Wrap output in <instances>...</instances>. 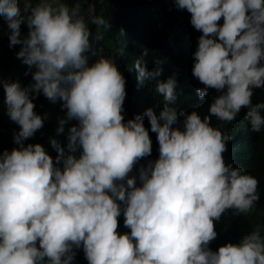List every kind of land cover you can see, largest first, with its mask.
Instances as JSON below:
<instances>
[{
    "label": "clouds",
    "instance_id": "clouds-1",
    "mask_svg": "<svg viewBox=\"0 0 264 264\" xmlns=\"http://www.w3.org/2000/svg\"><path fill=\"white\" fill-rule=\"evenodd\" d=\"M174 2L202 32L192 69L205 85L197 89L199 97L209 88L226 89L211 104L210 115L231 122L247 108L252 130L259 132L264 103L253 106L251 97L253 88L264 87V0ZM0 15V23L9 22L10 46L23 45L18 58L36 69L27 87L3 82L7 114L20 131L19 147L0 153V264H70L81 246L88 264H264L259 228L238 245L228 243L216 252L208 247L217 237L214 220L226 210L247 215L255 209L258 180L225 164L222 153L231 137L211 127L209 116L201 119L193 111L183 129L173 127L174 78L156 85L166 102L159 116L151 108L146 112L159 158L140 168L137 187L129 174L151 154L149 132L140 115L123 122L126 80L113 57L101 56L89 66L88 54H96L93 45L101 37L97 31L93 38L80 4L0 0ZM24 22L29 32L22 39ZM91 23L99 29L106 20L92 15ZM134 67L140 84L161 71L150 72L140 61ZM41 92L67 110L54 123L58 133L68 121H78L69 129L68 148L71 153L82 148L79 158L65 156L56 139L51 140L55 162L42 145L24 146L48 119L34 112L30 98ZM1 95L2 88L0 101ZM61 162L63 169L56 166ZM121 213L130 229L122 235Z\"/></svg>",
    "mask_w": 264,
    "mask_h": 264
},
{
    "label": "trees",
    "instance_id": "trees-1",
    "mask_svg": "<svg viewBox=\"0 0 264 264\" xmlns=\"http://www.w3.org/2000/svg\"><path fill=\"white\" fill-rule=\"evenodd\" d=\"M65 3L69 8L77 3L80 4L81 14L88 23L94 39L99 31L101 38L93 45L97 52L95 55L88 54L89 66L101 56L113 57L118 70L125 77L126 98L123 104V122L126 123L134 119L136 115H140L143 117L144 127L149 132L151 154L140 159L129 174L130 177H136V186H141L140 168L147 167L149 161L154 162L159 158L157 134L151 131L146 112L151 108L159 116L166 102L163 94L156 90V85L158 82H166L169 78H174L177 99L169 106L176 109L178 121L173 127L183 129L185 116L193 111L201 119L209 116L211 127L231 137L226 142L227 151L222 153L225 164H231L233 168H242L245 174L258 180L259 200L256 202L255 209L247 215L237 214L234 209H228L218 221L214 220L217 237L209 243V249L216 252L228 243L238 245L245 235L257 228L264 235V127L259 132L252 130L247 117V108H242L231 122H224L210 115L211 104L215 98L226 92V89L217 91L209 88L208 94L203 98H200L197 93L198 88L205 87L192 73L195 63L194 53L198 48V40L202 32L192 26L191 14L186 9H178L174 0H65ZM92 15L103 17L106 24L98 29L91 23ZM0 17L4 16L0 15ZM218 23L222 25L223 18ZM10 35L11 30L6 31L1 38L0 79L7 80L6 82H19L22 87H27L34 83L32 74L36 69L23 61L12 60V53L19 44L10 46ZM215 39L218 40V37ZM137 61L146 66L150 72L161 70L160 75L140 84L134 67ZM30 98L35 105L34 112L48 119L32 137L23 141L24 146L42 145L55 162L58 153L52 147L51 140L56 139L64 149L65 156L73 154L79 158L82 148L75 153H71L68 148L69 129L72 126H78V121H68L64 125L63 133H58V127L54 125L56 120L60 121L66 117V113L61 115L59 110L61 106L58 103L62 101L52 103L42 92L30 93ZM4 100L5 92L2 87L0 153L11 152L19 147L15 142V136L19 133L20 126L8 116ZM251 102L253 106L264 103V87L253 88ZM261 115L264 116V110H261ZM231 129L234 131L233 135L230 133ZM56 166L63 169L62 162ZM117 219V232L121 235L130 233V229L124 226L123 213ZM74 251L76 254L70 264H88L82 246Z\"/></svg>",
    "mask_w": 264,
    "mask_h": 264
},
{
    "label": "rangeland",
    "instance_id": "rangeland-1",
    "mask_svg": "<svg viewBox=\"0 0 264 264\" xmlns=\"http://www.w3.org/2000/svg\"><path fill=\"white\" fill-rule=\"evenodd\" d=\"M20 4H19V7L22 10V14H24L23 13V7H24V5H23V3H20ZM10 30L11 29L9 28V22H8L7 18H5L4 22L1 24L0 45H1V38H3L4 34L6 33V31H10ZM20 32H21V38L22 39L28 35L29 29H28V26H27V23L26 22H24V23L21 24ZM22 47H23L22 44L17 45V47L15 48L14 52L12 53V60L14 62L17 61V60L23 61L22 58H18V56H17L18 52L21 50ZM1 51H2V49H1V46H0V52ZM20 61H17V62H20ZM26 76H30V75H26ZM18 78L19 77H17V79ZM6 81H3L2 79H0V89L3 87V82H6ZM62 103L63 102H59L58 105L61 106V109L60 110H63L64 113H66L67 110H65L64 108H62ZM51 106H53V105H51ZM230 133H231V135H233V133H234L233 129H231V132Z\"/></svg>",
    "mask_w": 264,
    "mask_h": 264
}]
</instances>
